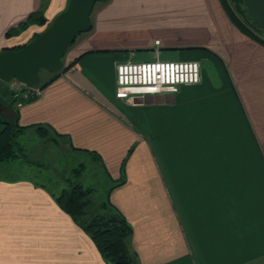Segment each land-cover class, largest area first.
Here are the masks:
<instances>
[{
  "label": "crops",
  "instance_id": "0c3cea01",
  "mask_svg": "<svg viewBox=\"0 0 264 264\" xmlns=\"http://www.w3.org/2000/svg\"><path fill=\"white\" fill-rule=\"evenodd\" d=\"M135 1L97 3L57 76L16 106L19 134L61 139L96 159L110 186L123 179L107 198L130 225L138 264H264V46L235 28L218 0H164L165 14L147 19L130 17ZM241 2L264 37V0ZM66 3L0 0V50L45 28L4 36L29 12L51 22ZM154 47L160 60L197 61L198 83L116 98L115 66L152 59ZM0 114L15 116L7 104ZM54 195L0 176V264H105Z\"/></svg>",
  "mask_w": 264,
  "mask_h": 264
},
{
  "label": "trees",
  "instance_id": "16d2710c",
  "mask_svg": "<svg viewBox=\"0 0 264 264\" xmlns=\"http://www.w3.org/2000/svg\"><path fill=\"white\" fill-rule=\"evenodd\" d=\"M46 2L47 0H42V7L46 5ZM218 2L229 22L239 32L264 46V37L260 30L247 19L241 0H218ZM49 23L41 9L34 10L29 12L24 19L7 28L4 31V36H15L29 25H45L47 27ZM22 46L19 45L13 49ZM58 72L47 73L40 70L38 72L40 81L36 86L40 89L43 88L57 76ZM3 86L4 83L0 81V89ZM34 98L30 95L22 96V92H12L7 98L0 94V107L3 104L11 106L15 115L13 119H6L0 114V162L16 160L28 162L23 152V146L16 140L23 128L17 124L16 104L27 103ZM37 129H40V127H37ZM39 135L43 136L40 130ZM129 152L130 149L127 150V154ZM71 173L73 177H77L80 168L72 169ZM122 182L123 179L110 186L105 198L99 203L92 201L91 188H84L79 182H75L70 178L64 179V186L60 188L58 194L53 196L58 208L67 214L71 221L92 241L105 264H138L137 256L130 246V225L107 198L109 190Z\"/></svg>",
  "mask_w": 264,
  "mask_h": 264
},
{
  "label": "rangeland",
  "instance_id": "374dc122",
  "mask_svg": "<svg viewBox=\"0 0 264 264\" xmlns=\"http://www.w3.org/2000/svg\"><path fill=\"white\" fill-rule=\"evenodd\" d=\"M163 2L164 0H136L134 5L128 7V10H130L128 14L132 13L130 17L138 19L163 15L165 14L161 9ZM96 5L97 3H95L90 13L91 21ZM85 33L77 35L74 41ZM109 34L112 36L113 33ZM97 35H99V31L95 32L94 38H97ZM154 42H157V39ZM189 51L191 50H185L184 52L188 55L194 53ZM193 58L200 61V58L196 56ZM189 59L184 56L178 58L181 61ZM200 62L206 69V62ZM49 137L41 139L34 129L19 134L16 140L23 146V152L28 161L27 169L21 168L16 161H1L0 176L3 178H28L33 183L53 192V194H58L60 188L64 186V179L70 178L75 182H79L82 187L92 189L91 199L94 203L103 200L112 182L102 170L99 162L84 152H73L61 139L56 138L53 141ZM2 167L6 170H3ZM78 167L80 173L77 177H73L71 170Z\"/></svg>",
  "mask_w": 264,
  "mask_h": 264
},
{
  "label": "water",
  "instance_id": "95a60500",
  "mask_svg": "<svg viewBox=\"0 0 264 264\" xmlns=\"http://www.w3.org/2000/svg\"><path fill=\"white\" fill-rule=\"evenodd\" d=\"M105 0H67L65 8L33 39L18 49L0 50V81L16 80L25 86H36L38 72H58L61 59L77 35L91 27L90 13L95 3ZM3 87L0 89L2 95ZM8 97L12 91L7 89Z\"/></svg>",
  "mask_w": 264,
  "mask_h": 264
},
{
  "label": "built area",
  "instance_id": "2783aa9c",
  "mask_svg": "<svg viewBox=\"0 0 264 264\" xmlns=\"http://www.w3.org/2000/svg\"><path fill=\"white\" fill-rule=\"evenodd\" d=\"M153 53L152 59L123 61L115 66L114 96L116 98L128 100L133 96L158 94L172 91L180 85L198 83L200 66L197 61L160 60L157 57V49ZM4 84L12 92H22V96L38 97L41 93V89L37 86H25L14 79Z\"/></svg>",
  "mask_w": 264,
  "mask_h": 264
},
{
  "label": "flooded vegetation",
  "instance_id": "af4514ba",
  "mask_svg": "<svg viewBox=\"0 0 264 264\" xmlns=\"http://www.w3.org/2000/svg\"><path fill=\"white\" fill-rule=\"evenodd\" d=\"M157 43V42H156Z\"/></svg>",
  "mask_w": 264,
  "mask_h": 264
}]
</instances>
